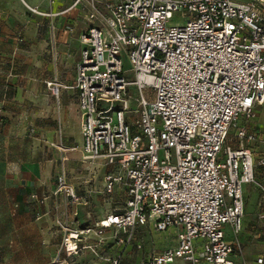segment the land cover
I'll use <instances>...</instances> for the list:
<instances>
[{"label":"built area","instance_id":"built-area-1","mask_svg":"<svg viewBox=\"0 0 264 264\" xmlns=\"http://www.w3.org/2000/svg\"><path fill=\"white\" fill-rule=\"evenodd\" d=\"M88 1L71 87L82 159L103 161L104 193L119 188L124 201L93 228L68 234L66 254L76 252L72 238L110 229L128 244L137 228L152 225L174 228L176 244L144 264H235L242 189L255 183V166L264 167V156L255 162L244 146L261 135L242 125L264 103V0ZM175 14L183 25L169 24ZM45 85L58 95L56 81ZM231 129L238 148L226 145ZM53 195L81 202L64 171Z\"/></svg>","mask_w":264,"mask_h":264},{"label":"crops","instance_id":"crops-1","mask_svg":"<svg viewBox=\"0 0 264 264\" xmlns=\"http://www.w3.org/2000/svg\"><path fill=\"white\" fill-rule=\"evenodd\" d=\"M73 1L0 0V264H117L113 254L119 245L109 247L110 229L101 236L91 233L68 240L71 247L76 246L71 255L63 246L68 234L93 228L106 215L117 212V207L112 208L114 199L124 201L119 188L111 196L104 193L108 168L103 161L89 165L81 161V119L77 93L71 87L81 50L78 36L89 26L90 5L82 0L67 10ZM94 1L100 5L119 0ZM49 81L61 86L56 97L45 85ZM258 108L261 118L264 103ZM29 127L33 135L27 131ZM260 135L264 140V131ZM53 147L68 183L81 197L79 204L53 195L55 159L49 156L55 154ZM262 156H255L254 161ZM259 168L255 177L260 183L256 181V185L264 189V172L259 173ZM242 190L243 198L246 194L255 199L254 185L245 184ZM32 194L42 203L31 201ZM262 214L264 211L257 215V228L242 224L240 249L231 256L235 264H258V259L264 264ZM226 236L232 240L228 229Z\"/></svg>","mask_w":264,"mask_h":264},{"label":"rangeland","instance_id":"rangeland-1","mask_svg":"<svg viewBox=\"0 0 264 264\" xmlns=\"http://www.w3.org/2000/svg\"><path fill=\"white\" fill-rule=\"evenodd\" d=\"M236 1H243V0H236ZM185 23L184 19L180 17V14H175L173 18L169 21L170 25H183ZM125 64L128 65L127 60L125 59ZM2 123V119L0 118V124ZM242 125H244L248 131L257 132L260 134L261 130L264 131V116L259 114V108L256 109V115L251 121H243ZM27 131L30 135H33L34 132L31 131V128H27ZM69 142L72 143L73 139L70 138ZM239 140L235 136V130L231 129L228 133V138L226 141V145L231 146L233 148L239 147ZM244 146L251 150L252 157L255 160V156H262L264 155V140L257 139L255 142L252 143H244ZM54 152L49 154L51 159H55L53 161V170H52V181L56 186V174L59 171H65L64 167L61 166V160L58 151L53 147ZM81 161L86 164H92L93 162H85L82 159ZM259 168V167H256ZM254 168V179L255 183L252 185L255 186L257 190L255 194V199L252 201L249 195L244 194V204L245 210H247L248 214H244L243 218V227L247 224L249 228H257V220H258V213L264 211V189L262 187L256 185L260 183V181L256 180ZM264 167L259 168V173L264 172ZM257 181V182H256ZM259 205V206H258ZM116 211H120L123 207V202H118V200L114 199L112 203V208ZM124 238L122 234H115L112 233L109 241L111 244L109 247L115 245H119L118 248L114 249L113 260L117 261V264H144L146 258L152 253L157 250L165 249L170 245H174L176 242V230L174 228H170L164 232H156L152 225L143 228H137L134 231L133 238L128 244H121L117 242L118 238ZM125 245V247H123ZM137 245H140L141 248L138 249ZM126 250V251H125ZM125 251V253H124ZM124 253L123 257L122 254Z\"/></svg>","mask_w":264,"mask_h":264}]
</instances>
